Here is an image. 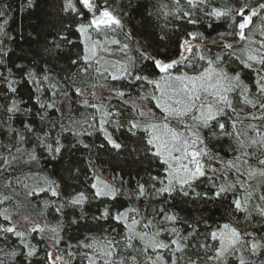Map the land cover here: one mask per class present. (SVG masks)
<instances>
[{"label":"trees","instance_id":"1","mask_svg":"<svg viewBox=\"0 0 264 264\" xmlns=\"http://www.w3.org/2000/svg\"><path fill=\"white\" fill-rule=\"evenodd\" d=\"M96 2L119 18L120 26L111 32L115 43L110 55L121 61L132 76L124 72V79L113 80L98 71L96 62L89 59L85 63L86 46L76 31L81 20L75 13L64 11L66 0H0V12L4 13L0 15V264H54L52 252L59 257L57 264H103L98 256L107 251L106 242L113 238L118 242L112 257L117 264H173V260L176 264H240L241 259L245 264H264V216L259 214V208H264V200L260 199L264 195V176L259 174L264 166L258 163L264 159V143H250V138L264 141L260 135L264 133V119L251 118L264 116V110L242 102L261 98L257 81L264 77V64L248 61L247 56L256 55L257 61L264 57V11L259 9L264 0H206L203 6L198 0H194L197 6L189 5L188 0ZM245 5L259 15L253 17L254 24L245 30L247 38L243 40L229 34L231 16L217 19L205 14V9L224 12ZM184 12L192 13L198 23H187L182 18ZM165 33L169 39L162 42L160 37ZM188 33L197 39L191 40ZM59 36H67L71 43L61 41ZM184 39H190L193 45V51L185 55L189 58L186 64L196 65L195 72H201L208 67V60L215 61L219 56L221 62L214 63L213 68H223L229 76L239 74L240 81V88L228 95L239 116L230 113L220 121L233 135L220 133L218 124L203 133L218 159L202 158L206 175L196 182L199 198L195 193L184 197L178 185L171 196L157 194L156 189L163 186L160 180L164 184L168 180L160 160L143 152L142 138L147 135L144 127L161 122L157 118L162 113L153 99L158 91L146 81L134 79L135 75L159 79V75H153L150 62L143 59L145 49L180 59L179 42ZM213 41L219 43L214 46ZM225 44L233 47L225 48ZM200 55L206 59L199 60ZM245 63L252 66L246 67ZM43 68L50 69L49 79L37 90L27 73L32 71L42 79L44 73L39 70ZM179 72L194 74L184 65L173 70V75ZM10 83L15 91L9 89ZM77 89L81 95H77ZM115 90L125 95L116 96ZM84 94L90 103L94 96L111 95L96 102L108 114L103 120L96 113L91 115ZM41 103L54 107L41 109ZM140 103L145 107L143 111L151 110L154 117H141L136 106ZM10 108L14 110L8 111ZM104 120L109 123H104L101 130ZM234 120L237 130L247 133L241 137L243 144L235 138ZM133 121L142 122L141 129L134 130L135 136L128 131ZM171 126H176L175 121ZM106 135L125 147L114 149ZM57 147L60 152L55 151ZM134 148L138 152L133 153ZM230 163H235L239 171L229 167ZM250 172L256 175L250 177ZM152 176L158 180L152 181ZM100 180L116 190L114 198L95 196ZM140 183L145 185L143 196L137 191ZM228 185L233 186L232 191L214 198V191ZM52 191L58 195L53 196ZM79 193L86 198L82 205L67 203ZM235 199L241 201V210L234 207ZM132 208L138 214L130 216L140 221L134 231L146 233L143 240H129L124 221L117 223L112 218ZM106 209L111 212L107 218L102 216ZM165 215H174L176 220H166ZM127 223L131 224V219ZM224 224L239 231L241 240L231 247L225 239L227 251L217 257L222 245L219 239L211 238V233L219 234ZM8 227L24 236L2 231ZM173 240L178 241L179 250ZM157 241L169 247L153 250L147 246ZM86 243H94L95 247L87 248ZM253 243L257 244L255 251ZM30 250H34L32 256L27 255Z\"/></svg>","mask_w":264,"mask_h":264},{"label":"snow or ice","instance_id":"2","mask_svg":"<svg viewBox=\"0 0 264 264\" xmlns=\"http://www.w3.org/2000/svg\"><path fill=\"white\" fill-rule=\"evenodd\" d=\"M199 5L203 6L206 4V0H198ZM31 3V0H29ZM189 5L197 6L194 4V0H188ZM78 5V7H77ZM259 9L264 11V4L259 5ZM64 11H71L80 17L81 23L78 24L76 31L81 35H86L90 31H102L105 28H112L113 26H120V21L116 19L113 14L107 9L103 10L99 7L96 0H66V6ZM205 14L208 17H215L220 19L221 17L228 18L231 16L233 18V23L231 25L232 31L229 33L233 36H239L241 40L247 38L246 29H250V26L254 24L253 17L259 15V13L255 9H249L247 5L242 6L238 9H229L227 11H220L218 9L213 8L211 12H207L205 9ZM0 15H4V13L0 12ZM90 16V18H89ZM186 18L187 23L195 25L198 23V20L192 19V13L184 12L183 17ZM86 21V22H85ZM262 23H264V17H261ZM223 33L220 34L223 37ZM188 36L191 40L197 39V36L192 33H188ZM61 41L71 43L68 41L67 36H59ZM169 37L167 33L160 37V40L166 41ZM190 39H184L179 42L180 47V59H171L166 54L161 53L160 51H156L153 53H148L147 49L142 53L143 59L145 61H149L151 66L154 69L153 75H159V79H149L144 75H135L134 79L136 81H146L147 84L153 85L156 91H161V83H164L168 86V88L172 89L174 94L178 97L173 100V104L175 107L167 104L161 103L160 98H157L155 95L153 99L156 100V108L160 109L162 116L159 119L160 123H150L148 126L143 128V131L147 134L146 137L142 138L143 142V152L145 154H150L151 156L158 158L160 160V164L164 166L165 177L168 180L167 184H164L163 180H160L162 187L156 189L158 195H163L165 193L170 196L177 190L176 186H179V193L184 197L190 196L191 193H195L196 197H200V193L196 192V182L206 175L205 173V163L202 162V158H206L207 161H214L218 158L213 154L208 146L207 139L203 133L205 130L213 129L218 124V128L220 133L228 136H232L233 133L226 131V123L220 122L223 117H230V113H237V109L234 106L231 99H229L228 94L235 92L238 88H240L239 74L236 76H229L228 72L223 68L214 69L213 64H219L221 62V57L217 56L216 60H208V67L204 68L201 72H195L196 65L194 63L188 62V57L185 53H191L193 51V45ZM115 43V42H114ZM219 41H213V45H217ZM58 47V46H57ZM199 47V46H197ZM225 48H232L233 45L225 44ZM261 48H264V43L261 44ZM206 57L204 55L199 56V60H205ZM85 63H88L89 57L85 56ZM248 61H254L264 64V57H261L259 61H257L256 55H248ZM73 64H76L77 61L73 60ZM184 65L185 67H189L193 69L194 74L189 75L186 72H179L178 75H173V70H178L179 66ZM246 67H251V64L245 63ZM86 71V69H83ZM44 73L42 79L37 76L36 73L29 71L27 73V78L29 82L37 85V90H39V86L49 79L48 72L50 69L43 68L39 70ZM127 76H132L131 72H128L125 69ZM125 77L113 75V80H122ZM9 89L11 91H15V88L12 87V84H9ZM247 89H244L246 91ZM257 91L261 94V98H258L255 102L251 100H244L243 103L252 104L253 107L259 106L260 109L264 110V77L261 80L257 81ZM81 91L77 89V95H81ZM165 92H161V95H165ZM115 95L119 97H123L125 93L120 90H115ZM169 100L172 99L171 96L168 97ZM87 105L88 102L85 101ZM223 105V106H221ZM90 107L96 108L97 105L91 104ZM45 107H54V104H43L41 103L40 108L44 109ZM14 109L10 108L8 111H13ZM99 111V108H97ZM105 115H108L107 113ZM141 117H154V113L149 110L148 113L141 111ZM239 113H237V117ZM253 120H262L264 116H252ZM43 119V117H42ZM172 121H175L176 126H171ZM109 123V121H102L103 124ZM142 122H130V127L128 131L131 135L135 136L136 131L141 129ZM243 123V121H240ZM27 127V126H26ZM255 129V125H248ZM183 129L182 131L180 129ZM232 128L236 133V139L238 143L243 144L244 141L241 140L242 136H247L245 131L237 130L236 121L234 120L232 123ZM32 129H29L31 131ZM215 135V132L212 133ZM260 135L264 136V133ZM106 140L109 145H111L114 149L120 150L122 146L120 143L116 142L111 135H106ZM59 143V141H57ZM251 144L256 143H264V141H258L255 138H250ZM87 147V145H85ZM56 152H60L61 149L57 147L55 149ZM138 152V149H133V153ZM35 159V157H33ZM4 163H9V161L5 160ZM247 163V161H245ZM259 165L264 166V159L259 160ZM229 167H236L237 171H239V167L235 165V163H230ZM213 172H216V169H211ZM182 174V175H181ZM264 176V171L259 173ZM256 175L255 172H250L249 176ZM152 181L158 180L157 176L151 177ZM211 179V178H209ZM155 185H153L154 187ZM93 188H97L96 184L92 185ZM213 189H215V184L212 185ZM107 189L108 186L105 185ZM233 190L232 185L221 186L218 190L213 192L214 198H220L222 195L228 193ZM43 191V190H42ZM138 195L143 196L145 194V185L143 183L138 184ZM31 194V193H30ZM116 190L109 189L108 191H103L97 189L95 196L97 198L104 195H112L115 197ZM52 195L56 196L58 193L56 191H52ZM207 193L204 194V199H207ZM84 193H79L75 197H73L67 203L79 206L85 202ZM261 200H264V195L260 197ZM233 205L236 210H241L242 205L239 199H235L233 201ZM60 211V209H57ZM164 210L161 209V212ZM130 213H137L138 210L135 208L117 212L113 219L117 221V223L122 220L125 223V228L128 230V238L129 240L139 237V239L143 240L144 235L136 233L134 231V226L140 223L134 216H130ZM259 214L264 216V208H259ZM102 216L107 218L111 216L110 210H105L102 213ZM166 220L175 221L176 217L174 215H165ZM7 220L8 217L6 216ZM131 219V224H128L127 221ZM36 229L34 228L33 231ZM2 231L15 232V235L19 237H23L24 233L16 231L12 227L4 228ZM43 231V229H40ZM176 232V229L172 230ZM241 233L237 231L235 228L229 226V224H224L222 228L219 230V234L216 231L211 233V238L213 240L219 239L222 245V248L217 250V257H220L227 251V248L224 247V241L227 239L228 245L234 247L241 240ZM117 241L113 238L106 242L107 251H101L98 259H103V264H117L116 261L112 259L115 253V246L117 245ZM173 244L177 245V249L179 250V243L176 240L172 241ZM27 246V245H26ZM87 248H94V243H86L84 245ZM129 247L131 245H128ZM148 247H152L153 250L156 248L164 249L168 248L169 245L154 242ZM257 248V244H252V249L255 251ZM34 250H30L27 255L32 256ZM59 259V258H58ZM94 264V262H93ZM119 264H124L123 261H120ZM173 264H176V261L173 260ZM240 264H245V261L241 259Z\"/></svg>","mask_w":264,"mask_h":264},{"label":"rangeland","instance_id":"3","mask_svg":"<svg viewBox=\"0 0 264 264\" xmlns=\"http://www.w3.org/2000/svg\"><path fill=\"white\" fill-rule=\"evenodd\" d=\"M113 16H116V15L113 14ZM116 27H119V26H113L112 28H105L102 31H90L86 35H81L82 40L84 41L85 46H86V56L89 57V59H91L93 62H96L98 71L103 72L105 74H109V77H112L113 75L122 76L125 72L124 64L121 61H119L118 59H116L110 55V53L113 52L112 45L115 42L114 38L111 36V32H112L113 28H116ZM162 91L166 93L163 96L161 95ZM156 94H157V98H160L161 103H167L173 107L176 106L173 104V100L177 99L178 97L174 94L172 89L168 88V86L165 85L164 83H161V91H158ZM105 96H106V98H105ZM110 96L111 95H109V94H105L102 97L94 96V97H92V99H94V100H92L93 103H90L91 101H89L88 95L84 94L83 100H84V104H85V101L88 102L87 106L90 109L91 115L93 113H96L100 117V119L103 120V117L105 116V109H104L103 105L96 104V102H98L99 98L101 100H103L104 98L107 99ZM169 96L172 97L171 100H169V98H168ZM91 104H95V105H97V107L96 108L90 107L89 105H91ZM136 106H137V109L139 110L140 113L143 110L145 111V107L141 103L139 105H136ZM221 106H223V105H221ZM92 108H94V109H92ZM97 108H99V111L97 110ZM98 185L100 186V189L103 191H108L109 189H112L108 184H106L105 181L100 180V183H98ZM105 185L108 186L107 189L105 188ZM50 257H51L52 262L54 264H57L58 258H59L57 253L52 252L50 254Z\"/></svg>","mask_w":264,"mask_h":264},{"label":"flooded vegetation","instance_id":"4","mask_svg":"<svg viewBox=\"0 0 264 264\" xmlns=\"http://www.w3.org/2000/svg\"><path fill=\"white\" fill-rule=\"evenodd\" d=\"M116 19H118L119 20V18L118 17H116V16H114ZM203 161V160H202Z\"/></svg>","mask_w":264,"mask_h":264},{"label":"water","instance_id":"5","mask_svg":"<svg viewBox=\"0 0 264 264\" xmlns=\"http://www.w3.org/2000/svg\"><path fill=\"white\" fill-rule=\"evenodd\" d=\"M204 163V162H203Z\"/></svg>","mask_w":264,"mask_h":264}]
</instances>
